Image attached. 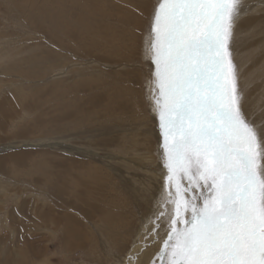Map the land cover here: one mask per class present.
<instances>
[{
	"label": "rangeland",
	"instance_id": "1",
	"mask_svg": "<svg viewBox=\"0 0 264 264\" xmlns=\"http://www.w3.org/2000/svg\"><path fill=\"white\" fill-rule=\"evenodd\" d=\"M93 1L0 0V264H127L141 227L154 215L159 198L161 201V138L148 95L152 68L145 51L157 0H142L145 14L138 15L142 25L126 26L135 35L132 43L124 36L120 20L105 18L117 13L118 0H98L104 10L99 20L87 12ZM252 5L258 14L235 23L231 50L245 109L260 123L264 121V0H240L241 12L247 13ZM99 26L105 27L107 39L100 45V55L85 52L92 40L99 39L93 36ZM127 44L136 48L130 63L105 61L120 56ZM131 71L142 75L137 93L114 101L116 90L127 84L124 78L115 83L113 75ZM100 82L105 83L108 99L96 108L88 102L98 94L94 87ZM121 104L128 112L134 107L130 115ZM117 120L129 130L128 138L120 135ZM104 121L116 127L101 126ZM57 163L66 172L72 170L89 179L87 189L70 186L80 202L69 193L64 197L71 205L68 218L86 232L82 240L89 233L88 243L94 242L83 243L85 248L76 253L61 250L56 238L61 234L58 215L46 208L64 206V202L46 201L61 198V182L51 175L61 169ZM77 176V181L85 183ZM42 192L48 195L38 197ZM90 207L95 210L90 219L73 210L91 212ZM95 215L102 219H94ZM98 220L103 226L93 228L91 222ZM44 246L51 249L48 254H44ZM36 247L46 256H35ZM145 254L138 256V264L157 261V253L153 260L149 252Z\"/></svg>",
	"mask_w": 264,
	"mask_h": 264
},
{
	"label": "snow or ice",
	"instance_id": "2",
	"mask_svg": "<svg viewBox=\"0 0 264 264\" xmlns=\"http://www.w3.org/2000/svg\"><path fill=\"white\" fill-rule=\"evenodd\" d=\"M239 11L240 0H157L151 15L159 264H264V121L249 117L233 61Z\"/></svg>",
	"mask_w": 264,
	"mask_h": 264
},
{
	"label": "bare ground",
	"instance_id": "3",
	"mask_svg": "<svg viewBox=\"0 0 264 264\" xmlns=\"http://www.w3.org/2000/svg\"><path fill=\"white\" fill-rule=\"evenodd\" d=\"M122 3V4H121ZM254 5L251 6H248L247 7V13H242L241 12V6H240V11H239V15H238V18L236 20L239 21L241 19H244V18H247V17H253L254 14H258V11L257 10H254ZM143 7V3H142V0H118L117 1V4H116V10H117V13H113V14H110L108 17H105L107 20L108 19H113V20H120L121 21V24L122 26L125 28L123 30V34L124 36L127 38V41L128 43H130L134 38H135V35H130L131 32H128V29L126 28V26L128 25H131V24H139V25H142L140 22V17L138 15H142V14H145L144 13V10L142 9ZM93 8V9H92ZM95 9V10H94ZM254 10V11H252ZM103 9L101 8L100 4H99V1L98 0H94L93 1V4L91 6V8L89 10H87L89 16L93 19V20H99L101 19L102 17H104L102 14H103ZM249 15V16H248ZM247 16V17H245ZM145 22V21H144ZM143 22V23H144ZM253 24V23H252ZM138 27V26H136ZM235 27V25H234ZM234 30V28H233ZM93 36H96L97 38L99 39H96L95 40H92V44H89L87 45V47H92V49L90 50L89 48L85 47L84 48V51L85 52H95L96 54L100 55V45H103L102 44V41L106 40L107 39L105 38L106 37V30H105V27L104 26H99L97 28H95L94 30V33H93ZM141 35H139V37H137L135 39V45L137 46L138 44V40L141 38L140 37ZM130 38V39H129ZM132 43V42H131ZM86 46V45H85ZM135 46V47H136ZM134 47V46H132ZM135 49L136 48H131L130 44H127L126 46L122 47V50H121V54L120 56L118 57H107V59L105 60L106 62L110 63V64H117V65H121L122 63H124L123 65H127L126 63H130L133 59H134V53H135ZM99 58V57H98ZM114 77V82L115 83H119L118 81H120L122 78H124V83L127 84L126 86L122 84V89L121 90H116V98L113 99L114 101H118L119 99H122L124 97H128L130 96L133 92H136L137 93V89H139L138 85L140 83V79L142 77L141 74H136L135 72L131 71V72H125V73H115L113 75ZM96 89H98V94L95 95L94 99H92L91 101L88 102L89 105L92 104H95L98 108V106L100 107L101 105V102L104 103L106 99H108V93H106V89H105V83L103 82H100L98 83V85L96 87H94ZM100 88H102L101 92H100ZM91 89H89L90 91ZM125 95H128V96H125ZM87 103H85L84 105H86ZM94 105V107H95ZM138 105V103L136 102V106ZM142 106L144 107L145 109V106L144 104H142ZM92 107V106H91ZM120 108L122 110H124V113L125 114H128L130 115L131 114V110L134 108L132 106V108L129 110L128 112V109L126 106H124L123 104L120 105ZM54 114V113H53ZM53 116V115H52ZM130 118V116H129ZM88 119V117L86 118V120ZM98 120V119H97ZM103 124L101 126H104V125H109L111 128L113 127H116L117 126V129H121L119 132L121 133L120 135H124L125 137H127V134L129 132V130H126L125 127H120L121 126V122L119 120H117L115 122L116 126H113L111 124H108L106 121L102 122ZM100 125V124H99ZM125 125V124H124ZM33 129V128H32ZM36 129V128H35ZM114 130V129H113ZM32 131V130H31ZM30 131V132H31ZM25 134V132H24ZM112 136V135H111ZM102 137V133L98 136V138H101ZM124 137V138H125ZM128 138V137H127ZM55 140V139H54ZM57 140V139H56ZM69 152V151H68ZM66 152V153H68ZM42 153V152H41ZM74 153V152H73ZM51 154V153H50ZM70 154V153H69ZM68 155V154H67ZM66 155V156H67ZM20 156V155H19ZM29 156V155H28ZM27 156V157H28ZM66 156H63L66 158ZM73 156V155H72ZM85 156V155H84ZM110 157V156H109ZM108 157V158H109ZM34 158V157H33ZM68 158V157H67ZM76 158V157H75ZM75 158H72L75 159ZM17 159H20L17 157ZM17 159H15L16 161H18ZM37 159V158H36ZM69 159V158H68ZM111 159V158H110ZM59 160V159H58ZM81 160V159H80ZM34 161V160H33ZM68 161V160H66ZM75 161V160H74ZM109 161V160H108ZM72 162V161H71ZM79 162V160H78ZM77 162V163H78ZM94 162V161H93ZM9 163V162H8ZM14 163V162H13ZM17 163V162H16ZM50 163V162H49ZM52 163V162H51ZM80 163V162H79ZM95 163V162H94ZM105 163V162H104ZM103 163V164H104ZM10 164V163H9ZM98 164V163H97ZM37 165V164H36ZM58 166L61 167V169L59 170H56V171H52L51 172V175L55 176L57 181L58 182H61L59 183L60 185V196L61 198H57V197H53L52 199H46V201L48 202H51V200L54 202L53 204H55L56 202H64V206H60L61 209H52V206H46L47 210L49 212H55L57 215V222L59 224V229L57 230H60V238L59 237H56L58 240H59V243H60V247H61V250L65 253H70V252H78L80 251L81 248H85V245H83V243H88L90 241V236H89V233H87L86 237H85V240H82V235H85L86 232H83L82 229H79L77 228L76 226H74L75 224L72 223V221L68 218V215L66 214L67 211H68V208L71 206V205H68V201H65L64 200V197L68 196V193L71 195V197H74L75 200L77 202H80L79 198H78V195L76 193V190L70 186H74L76 187L77 189H80L82 186L85 187L87 189V184L89 182H86V181H89L88 178H82L78 173L76 172H72V170L70 172H66L65 171V166L63 164H60V163H57ZM21 166V165H20ZM53 166V165H52ZM80 166H83L82 164ZM17 167V166H16ZM110 168V166H108ZM112 167V166H111ZM58 169V168H57ZM16 170V169H15ZM53 170H54V167H53ZM7 171V170H6ZM11 172V170H10ZM116 172H120V170H116ZM49 173H47V176H48ZM68 174V175H66ZM76 174L78 175V179L79 180H83L85 179V183L81 182V181H77V178H76ZM117 175V174H116ZM70 176V177H69ZM118 176V175H117ZM8 177V176H7ZM122 177V176H121ZM73 179V180H70ZM124 181V180H123ZM115 186V185H114ZM3 189V188H2ZM90 189V188H89ZM74 190V191H73ZM48 191V190H46ZM163 193V190L161 191ZM46 192H42L41 195H37L38 197H41L43 195H45ZM20 194V193H19ZM46 195H48V193H46ZM115 195V194H114ZM44 198V197H43ZM48 198V197H47ZM70 198V197H68ZM40 200H44L42 198H40ZM71 200V198H70ZM116 200V198H115ZM112 201L111 200V204H112ZM160 202V198L158 200V203ZM75 204V202H74ZM105 204V203H104ZM116 204V202H115ZM21 205V204H20ZM78 205V204H77ZM81 205V204H80ZM24 206V205H23ZM17 207V206H16ZM75 207V206H74ZM77 208V207H76ZM91 209H93L92 207H90ZM106 209V208H105ZM57 210L61 213H57ZM74 211H77L80 215L81 213H84L86 214V218L90 219L94 213H95V210L93 209L91 212H85V209L83 211V209L81 210H76V209H73ZM157 211V209H156ZM155 211V212H156ZM11 213V212H10ZM75 214V212H73ZM4 215V214H3ZM99 215V214H97ZM95 215V218L96 219L98 216ZM82 216V215H81ZM136 216V215H135ZM73 217V216H72ZM153 216H149V218L147 217L145 223L143 224V227H141V233L138 234L139 237H137L136 239L137 242L134 244V248L131 252V255L129 254L130 257H128L124 263H127V264H138V256H144L146 255L145 253H148L151 255V259L153 260L154 257H155V253H158L159 249L162 247V240H160V237L163 235V225H162V228L160 230V236H153L150 234L151 232V229L153 227V225L150 223V220L152 219ZM18 218V217H17ZM76 218V216H75ZM80 218V217H79ZM99 219H102V216L100 215L98 217ZM13 219V218H12ZM140 219V218H139ZM89 223V221H87ZM120 222V221H119ZM56 224V223H55ZM84 224V223H83ZM53 225V223L51 224ZM49 225V227L51 226ZM91 225H93V228L97 225L98 229L101 228L103 226V223H101L99 220L97 223L95 222H91ZM117 225V224H116ZM63 226V227H62ZM46 229V230H49L50 229ZM22 228V227H21ZM85 228V227H84ZM113 228V227H112ZM110 227V229L112 230V233H114L113 229ZM56 229V228H55ZM115 229V228H114ZM119 229V228H118ZM57 230H55V232H57ZM87 230V229H86ZM120 230V229H119ZM139 230V229H138ZM124 231V230H123ZM54 232V231H53ZM95 235H101L99 233H94ZM103 234V233H102ZM117 234V232H116ZM34 235H36L34 233ZM118 235V234H117ZM38 236V235H37ZM132 236V235H131ZM34 238L36 236H33ZM55 237V236H54ZM39 238V237H37ZM42 237L40 236L39 238V241ZM56 238L54 239H48V241H53L55 240ZM130 238V237H129ZM152 238V241L150 243H148L147 245V241L151 240ZM84 239V238H83ZM95 239V238H93ZM92 239V240H93ZM57 240V241H58ZM126 240V239H125ZM86 241V242H85ZM135 241V240H134ZM34 242H37L36 240H34ZM34 244V243H33ZM32 244V245H33ZM89 245L93 244L94 245V242H90L88 243ZM37 245V244H36ZM88 245V246H89ZM147 245V246H146ZM34 246V245H33ZM143 246V247H142ZM91 247V246H89ZM132 247V246H131ZM142 247V248H141ZM33 248V247H32ZM131 250V249H130ZM41 251V249H40ZM49 251H51V249L49 250L48 247L44 246V254H48ZM42 252V251H41ZM40 252V253H41ZM129 252V251H128ZM33 253V252H32ZM37 252V247H36V252H35V256H38V258L42 257V256H46V255H43V254H40ZM23 255V254H22ZM41 255V256H40ZM26 256V255H25ZM33 256V255H31ZM25 258V257H24ZM44 258V257H43ZM34 259V257H33ZM36 259V258H35ZM44 260V259H42ZM156 264H158L159 262V259L157 257L156 259ZM49 261V259H48ZM35 264V263H34ZM119 264H123L122 263H119Z\"/></svg>",
	"mask_w": 264,
	"mask_h": 264
}]
</instances>
